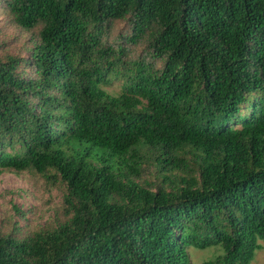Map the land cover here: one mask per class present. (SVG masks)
<instances>
[{
	"label": "trees",
	"instance_id": "trees-1",
	"mask_svg": "<svg viewBox=\"0 0 264 264\" xmlns=\"http://www.w3.org/2000/svg\"><path fill=\"white\" fill-rule=\"evenodd\" d=\"M0 12L30 47L24 59L0 46V173L65 189L60 218L0 234V264H192L191 248L222 252L204 264L255 259L264 0H0Z\"/></svg>",
	"mask_w": 264,
	"mask_h": 264
},
{
	"label": "rangeland",
	"instance_id": "rangeland-1",
	"mask_svg": "<svg viewBox=\"0 0 264 264\" xmlns=\"http://www.w3.org/2000/svg\"><path fill=\"white\" fill-rule=\"evenodd\" d=\"M0 46L6 47L12 55L24 59L30 58V47L25 43L17 29L8 26L0 12ZM19 72L23 76H32L33 70L24 63ZM116 87V86H114ZM115 91L113 87H107ZM143 182L152 181L154 169L145 167ZM146 183V182H145ZM65 208V189L55 185L46 177L26 171L16 173L5 171L0 173V234L15 233L26 235L48 222L62 216ZM222 252L220 250L190 249L192 264H204L213 260ZM250 264H264V242Z\"/></svg>",
	"mask_w": 264,
	"mask_h": 264
}]
</instances>
